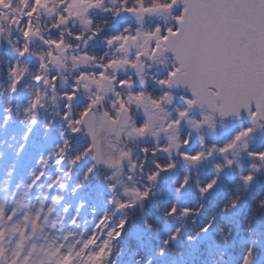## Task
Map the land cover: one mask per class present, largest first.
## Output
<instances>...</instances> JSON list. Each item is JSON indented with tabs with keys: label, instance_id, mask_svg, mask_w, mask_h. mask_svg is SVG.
Returning a JSON list of instances; mask_svg holds the SVG:
<instances>
[{
	"label": "snow or ice",
	"instance_id": "obj_1",
	"mask_svg": "<svg viewBox=\"0 0 264 264\" xmlns=\"http://www.w3.org/2000/svg\"><path fill=\"white\" fill-rule=\"evenodd\" d=\"M0 56V149L52 140L0 264H264V0H0Z\"/></svg>",
	"mask_w": 264,
	"mask_h": 264
},
{
	"label": "trees",
	"instance_id": "obj_2",
	"mask_svg": "<svg viewBox=\"0 0 264 264\" xmlns=\"http://www.w3.org/2000/svg\"><path fill=\"white\" fill-rule=\"evenodd\" d=\"M6 56H0V61L6 59ZM28 95V90L26 89L23 93H22V97H27ZM9 133H0V138H3L4 136L6 137V134L10 135H15L17 140H19L20 136L23 134V126L18 125L17 123H13L9 125ZM36 139L37 142H42V146L38 147V146H31L30 141H33V139ZM45 143H44V142ZM52 143L51 137H49L48 140H45L42 138V133H40L38 130H34L33 135L29 138L28 141V145L25 148L24 152L21 154V156L19 157V159H17V157L15 156V153L13 151H9L8 149H0V151H3V156H4V161H2V163H0V192L2 191L3 187L6 186L8 183H10L12 181L13 176L9 177L8 175H6L7 170L13 165V163H15V170L17 169L18 166H23V163L25 165L29 167H31V165L28 163L29 160H31L30 163L33 164V167H35L36 165V161L37 159L40 157V155L42 153H45L48 151V148L50 146V144ZM37 147V148H36ZM32 168V167H31ZM23 173H30V171H26ZM22 175V174H21ZM15 176V175H14ZM23 181L24 184L29 183V178L26 174L20 176L19 182ZM48 183V181H44L41 184H44L46 186V184ZM38 193H34V196H38V194H41L45 191V188L40 187V185H38ZM101 189L97 186H90L88 189L84 190V195L83 198L87 199L89 202L90 206H95L97 209V213L100 214L103 211V207H102V196L100 195ZM67 195V194H66ZM69 199H70V195H68ZM81 198L80 194H77V196L75 197V200L73 201H68L69 203H71L73 205V209H75L76 203L77 201ZM12 201H10L11 203ZM74 211V210H73ZM88 212V209H84L82 212V215H86ZM203 217H201L202 219ZM150 219H153V217L150 216ZM153 222H156L153 219ZM168 226H164L165 230H167ZM164 233L162 232L161 235H163ZM130 259V257H129Z\"/></svg>",
	"mask_w": 264,
	"mask_h": 264
},
{
	"label": "rangeland",
	"instance_id": "obj_3",
	"mask_svg": "<svg viewBox=\"0 0 264 264\" xmlns=\"http://www.w3.org/2000/svg\"><path fill=\"white\" fill-rule=\"evenodd\" d=\"M97 17H99V15H97ZM99 22V21H98ZM39 49L37 48V51H38ZM27 169V166L26 165H24V163H23V166L21 167V166H18L17 167V169H16V171H15V173H14V175L16 174V173H19L20 172V174H23V172H25V170ZM14 175H13V177H14ZM31 178V177H30ZM29 178V179H30ZM16 180V179H15ZM9 188H11V185L10 184H8V186L4 189V190H6V189H9ZM6 191H8V190H6ZM6 191H4L5 193L3 194V197L5 198V197H7L8 196V192H6ZM38 195H40V194H38ZM32 197H33V199L36 197V196H34V193L32 192Z\"/></svg>",
	"mask_w": 264,
	"mask_h": 264
}]
</instances>
